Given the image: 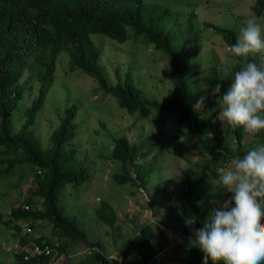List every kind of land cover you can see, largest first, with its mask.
<instances>
[{
  "label": "trees",
  "instance_id": "16d2710c",
  "mask_svg": "<svg viewBox=\"0 0 264 264\" xmlns=\"http://www.w3.org/2000/svg\"><path fill=\"white\" fill-rule=\"evenodd\" d=\"M142 8V0H0V177L14 175L15 186L16 180L20 181L21 175L27 172L31 177L28 180L30 186L35 185L34 189L28 188V196L24 199L27 207L25 210L19 206L11 208L6 220H2L0 212V226L11 227L12 240L20 233L19 223L28 225L32 232L34 229L49 227L52 233L62 234L65 242L70 239L81 241L86 249L85 254L94 256L101 264H118V258H108L100 252L101 242L87 241L84 229L74 218L66 215L61 206V193L66 185L77 187L91 178V174L70 145L76 133L75 119L79 106L71 103L58 110L59 124L50 135V147L44 148L35 131L31 129L44 104L49 85L55 79L57 58L63 51L69 56L70 71L79 69L95 78L100 87L112 94L119 107L127 113H137L142 118H146L153 110L159 113L164 129L173 135L172 140L176 142L179 154L187 149V145L194 143L210 156V161L207 159L201 164L197 160L189 159L188 166L182 171L184 176L174 183L169 194V198L179 207V215L186 217L189 211L194 213V229L201 228L209 214H203L201 207H198L200 192L213 184V181H217V189L211 199L222 202L230 198L229 193L220 190L216 168L226 166L233 154L242 158L249 150L264 144V130L254 134V139L245 134L242 127L233 128L226 122L221 126L217 119V97L207 100L200 112L194 110L198 100L193 96L195 89H202V85H205L203 90L211 92L219 83L220 95H223L229 88L227 81L221 78L214 67L206 71L203 80L194 77V72L177 54L179 49L173 46L171 37L156 26V17L144 20L146 9ZM252 12L257 17L264 16V0H255ZM206 26L213 28L227 48L230 49L237 42L236 33L231 30ZM93 34L117 43H124L130 35L133 38L140 37L144 44L152 45L155 51L162 52V56L167 59L169 78L172 81L167 97L160 102L156 98L149 99L141 95L128 72L123 80L109 84L100 65L101 51L90 37ZM231 57L236 58L233 53ZM23 76H26L24 80ZM189 77H192L191 81ZM34 79L39 81L37 94L27 105L20 99L25 95L26 83L30 89L32 83L29 82ZM19 108L25 110L21 116V127L16 130L14 125L18 120L14 110ZM175 128L180 131L179 134L184 135V139L177 141L179 134L174 133ZM228 134H231L229 140L225 138ZM154 135L158 136V132ZM112 143L108 159L116 166L111 175L113 182L120 185L128 183L135 188L134 191L143 188L153 168L137 169L140 164L135 163V160L139 155L147 154L150 149L140 152L138 148L142 145L141 141L135 143L125 136L114 137ZM152 143L158 145L157 141ZM229 144H232V149ZM187 152L193 155L192 152ZM131 171L134 177L131 176ZM211 205L215 206L212 203ZM94 213L97 220L109 228H114L119 219V209H114L102 198ZM125 216L127 220V215ZM163 225L164 222L154 220L141 227L139 232L136 230L138 236H132L131 240L128 239L129 241L118 246L116 256H119L123 248V258H127L125 255L131 249L139 260L143 258V261H148L153 258L157 253L151 254L147 248L137 246L157 244V236L152 226H156L162 233L161 230L169 229L167 225ZM177 231L181 233L188 247L184 262L178 264H203L204 254L198 248L189 246V239L194 237H190L192 235L188 225L183 222L177 227ZM40 238L37 243L42 241ZM166 253L165 247L161 248L155 260L165 258ZM54 255L55 253L36 258L40 259L39 264H45L43 258ZM208 264H212V261L209 260Z\"/></svg>",
  "mask_w": 264,
  "mask_h": 264
},
{
  "label": "rangeland",
  "instance_id": "374dc122",
  "mask_svg": "<svg viewBox=\"0 0 264 264\" xmlns=\"http://www.w3.org/2000/svg\"><path fill=\"white\" fill-rule=\"evenodd\" d=\"M254 3L255 0H142V9H146L144 20L148 21L156 17V26L171 37L173 46L179 49L177 54L194 72V77L203 80L206 71L214 67L230 87L233 83V73L244 67L248 60H253L264 68V53L232 58L229 47L227 48L220 36L214 33L213 28H207L206 25L231 30L236 33L238 40L240 29L245 26V20L250 15H254L252 12ZM121 6L124 7L123 4ZM257 18L264 26V16ZM90 37L93 44L101 51L100 65L109 84H115L119 79L123 80L125 73L128 72L132 83L140 89L141 95L149 99L156 98L160 102L167 97V90L172 87V81L169 78L167 59L162 56V52L155 51L152 45L144 44L140 37L133 38L131 35L124 43H117L96 34ZM69 60L66 52L59 54L55 79L49 85L44 104L31 127L41 145L44 148L50 147V135L59 124L58 110L64 109L71 103L79 106L75 119L76 133L70 145L91 174V178L84 185L77 187L66 185L61 193V206L65 209L66 215L74 218L84 229L88 242H101L100 252L103 255L116 251L118 246L138 236L141 227L154 222L150 212L154 213V218H158L156 222L162 221L163 226L167 225L168 228L176 231L177 227L185 222L186 217H193L194 213L189 211L186 217L179 215V207L169 198L172 186L184 176L182 171L188 166L189 159L197 160L201 164L207 159L210 161V156L202 152L201 147L194 143L191 146L187 145V149L179 154L176 142L172 140L173 135L164 129L159 113L153 110L146 118L138 117L137 113H127L125 109L119 107L112 94L100 87L95 78L79 69L70 71ZM25 77L23 76L22 80ZM189 79L191 81L192 77ZM29 83H32V87L29 89L26 83L25 95L20 99L27 105L32 102L39 86L38 79ZM190 84L192 85L193 81ZM204 87L205 85H202V89H195L193 96L197 99L206 96L205 105L207 100L214 97L210 91H204ZM24 110L25 108L14 110L18 120L14 125L16 130L21 127ZM167 121L173 124L171 120L167 119ZM224 124L220 121L221 126ZM157 132L158 136L154 135ZM175 132L180 133L177 128L174 129ZM247 135L255 139L253 134L247 133ZM121 136L135 143L141 141L142 145L140 149L138 148L140 152L150 149L147 154L139 155L135 160L140 164L137 169L153 167V172L149 175L150 179L148 178L143 188L138 191H134L135 188L128 183L120 185L113 182L111 176L116 169L115 164L108 159L113 144L112 139ZM178 136L177 141L184 139L182 133ZM225 138L229 140L231 134L225 135ZM156 141L158 145L157 143L153 145L152 142ZM229 147L232 149V144H229ZM30 178L29 173L25 172L21 175L20 181L16 180L17 185L14 186V175L0 177L2 220H6L11 208L19 206L25 210L24 199L28 196V188H35V185L30 186L28 182ZM216 183L217 181H213V184L200 192L203 214L209 213L214 207L210 201H213L211 197L217 189ZM100 198L105 199L114 209H119V219L114 228H109L97 220L94 212L99 207ZM19 224L22 226L21 223ZM188 227L192 235L190 237H193L195 230L193 224ZM152 228L157 236V244L147 243L146 246L141 244L137 247L143 246L151 254H157L148 261L123 258L122 248L119 256H116L118 264L184 262L188 247L179 237L178 231L169 239L165 233L166 228L163 229L164 231L161 230L162 233L156 229V226ZM136 230L138 232L135 234ZM21 232L20 228V233L12 240L11 227L0 226V264L14 259L12 245L18 249L30 247L34 237L38 235L51 239V243L65 244V237L59 232L50 233L49 227L42 230L34 229L32 234L27 235ZM159 247H165L166 257L155 260L161 249ZM95 264L99 263L95 262Z\"/></svg>",
  "mask_w": 264,
  "mask_h": 264
},
{
  "label": "clouds",
  "instance_id": "9594fccd",
  "mask_svg": "<svg viewBox=\"0 0 264 264\" xmlns=\"http://www.w3.org/2000/svg\"><path fill=\"white\" fill-rule=\"evenodd\" d=\"M244 23L237 42L228 50L235 57L264 53V26L255 15H250ZM220 92L221 84L217 83L210 93L217 97L218 120L233 128L242 127L249 134L264 130V68L254 61L246 62L233 73V83L227 91L223 95ZM206 98L201 96L194 110H201ZM229 160L228 166L216 168V173L220 190L229 193L230 198L210 201L215 206L203 226L194 230L189 246L204 254L203 264L209 260L212 264H264V144L249 150L242 158L233 154ZM131 176L134 177L132 171ZM198 207L203 208V201L198 202ZM150 213L153 220L158 219ZM185 223H196V217L186 219ZM45 246L50 245L40 247ZM83 251L86 253L85 248ZM17 255L22 257V253Z\"/></svg>",
  "mask_w": 264,
  "mask_h": 264
},
{
  "label": "crops",
  "instance_id": "0c3cea01",
  "mask_svg": "<svg viewBox=\"0 0 264 264\" xmlns=\"http://www.w3.org/2000/svg\"><path fill=\"white\" fill-rule=\"evenodd\" d=\"M243 132H245V131L243 130ZM245 134H247V132H245ZM169 230L172 231L173 233L177 232V229H176V231H174L171 228H169ZM21 233L23 235H27L26 233H23V231ZM50 233H51V231H50ZM136 233H137V231H135V234ZM179 234H181V233H179ZM41 236H42V238H40ZM13 238H15V237H13ZM39 238L42 241L37 243V240ZM50 241H51V239H48L44 235H38V236L34 237V242H31V243L39 245V246H43L44 244H51ZM31 245H30V247H31ZM30 247H28V248H30ZM83 249H84V246H83L81 241L70 239V240H67L64 245H61V250H59L58 254H55L52 257H45V258H43V261L45 264H95V262H98L99 264H101L98 260H96L94 258V256L85 254ZM131 250L132 251H130L125 256L128 257L129 259H137L136 254L134 253V250L133 249H131ZM100 251H101V249H100ZM116 252H117V249H116V251H113L109 255H105V256H107L108 258L117 259ZM13 256H14V259L12 261L5 262L4 264H39L40 263V259H37L36 257H32L29 261H26L24 263V262L19 261L20 260L19 255H13ZM86 256H89V258H85ZM142 260H143V258H142Z\"/></svg>",
  "mask_w": 264,
  "mask_h": 264
},
{
  "label": "built area",
  "instance_id": "2783aa9c",
  "mask_svg": "<svg viewBox=\"0 0 264 264\" xmlns=\"http://www.w3.org/2000/svg\"><path fill=\"white\" fill-rule=\"evenodd\" d=\"M21 229H22L23 233L29 234L32 232L31 228L26 224H23L21 226ZM165 233H166L167 237L169 239H171L170 231L168 229H165ZM179 237H181L184 241V238L181 235ZM53 245L54 246H45L44 248H42L40 246L32 244L30 248L24 247L21 249H18L16 246L12 245V252L14 255L22 253L21 259L23 261H26V260H30L32 257H40L42 255L51 256L54 253L57 254L58 253L57 250H59V243L56 242Z\"/></svg>",
  "mask_w": 264,
  "mask_h": 264
},
{
  "label": "bare ground",
  "instance_id": "6f19581e",
  "mask_svg": "<svg viewBox=\"0 0 264 264\" xmlns=\"http://www.w3.org/2000/svg\"><path fill=\"white\" fill-rule=\"evenodd\" d=\"M170 235L172 236L173 235V232L171 233V231H170Z\"/></svg>",
  "mask_w": 264,
  "mask_h": 264
}]
</instances>
